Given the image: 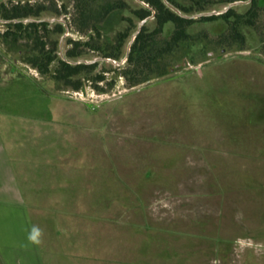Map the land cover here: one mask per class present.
I'll list each match as a JSON object with an SVG mask.
<instances>
[{
  "label": "rangeland",
  "instance_id": "rangeland-1",
  "mask_svg": "<svg viewBox=\"0 0 264 264\" xmlns=\"http://www.w3.org/2000/svg\"><path fill=\"white\" fill-rule=\"evenodd\" d=\"M51 1L58 7L62 3ZM63 1L66 14L46 18L68 27L51 34L62 59L67 40L80 35L70 23L72 1ZM126 1L131 8L139 4ZM235 1L246 2L232 8L245 13L248 0H202V11L196 12L195 5L192 14L222 11ZM261 1L257 28H241L243 42L229 38L223 19L196 22L188 29L190 39L166 57L158 74L140 84L129 86L118 74L126 65L123 58L100 63L85 75L91 79L108 69L97 84L103 92L86 80L82 90L74 91L51 74H40L25 62L24 42L0 38V53L47 91L48 120H58L52 125L61 137L57 144L75 157L77 182L87 196L109 202L111 214L141 216L140 264H264ZM127 25L121 18L112 20L110 37ZM145 25L153 28L151 20ZM100 57L88 52L84 60ZM56 67L57 61L51 71Z\"/></svg>",
  "mask_w": 264,
  "mask_h": 264
},
{
  "label": "crops",
  "instance_id": "crops-1",
  "mask_svg": "<svg viewBox=\"0 0 264 264\" xmlns=\"http://www.w3.org/2000/svg\"><path fill=\"white\" fill-rule=\"evenodd\" d=\"M47 95L0 53V264H140L141 216L111 214L80 187ZM34 225L40 244L28 240Z\"/></svg>",
  "mask_w": 264,
  "mask_h": 264
},
{
  "label": "trees",
  "instance_id": "trees-1",
  "mask_svg": "<svg viewBox=\"0 0 264 264\" xmlns=\"http://www.w3.org/2000/svg\"><path fill=\"white\" fill-rule=\"evenodd\" d=\"M73 14L70 23L80 34L77 39L67 40L65 58L67 60H82L88 52L99 53L101 57L120 61L125 56V45L132 33L136 31L137 23L152 16L153 28L143 25L139 34L133 41L127 57L126 65L118 71L129 86L140 84L153 74H158L164 66L166 57L176 51L183 43L190 39L189 27L202 21L223 19L229 24V38L234 42H243L241 32L243 26L257 28L259 12L262 8L261 0H251L245 13H236L230 9L226 13L199 19H185L171 11L162 0H141L152 9L141 4L131 8L126 0H71ZM182 13L190 15L197 7L196 12L202 11V0H191L193 6H183L174 0H168ZM196 5V7H194ZM67 5L62 0L60 7L54 1L48 0H6L0 1V19L10 21L2 24L4 32L0 38L13 44L23 45L25 62L30 64L40 74H51L52 78L62 81L72 87L74 91L82 90L84 81L92 82L99 91L103 89L97 84L103 82L108 69L97 73L93 78L86 77L93 72L100 62L93 64L71 65L62 58H58V39H51L52 33L65 32L61 23L43 21L47 17L58 18L66 14ZM129 12L128 16H124ZM121 18L128 25L124 30L117 31L110 37V23ZM17 20L18 22H13ZM25 20H34L24 23ZM52 25V28H49ZM57 61V67L52 72L50 66ZM105 66L106 63H102Z\"/></svg>",
  "mask_w": 264,
  "mask_h": 264
},
{
  "label": "water",
  "instance_id": "water-1",
  "mask_svg": "<svg viewBox=\"0 0 264 264\" xmlns=\"http://www.w3.org/2000/svg\"><path fill=\"white\" fill-rule=\"evenodd\" d=\"M137 3L143 5L144 7L148 8V9H151L148 4L144 3L143 1L141 0H135ZM163 3L167 6V8H169L171 11H173L174 13H176L177 15H179L180 17H183L185 19H199V18H202V17H211V16H217V15H222L224 13H226L227 11H229L230 9H232L233 7L237 6V5H240V4H244L246 2H241V1H235V2H231L229 3L222 11H217V12H206V13H195V14H190V15H187V14H184L182 13L177 7H175L171 2H169L168 0H162ZM248 2H251V0H248ZM152 10V9H151ZM154 17V11L152 10V16L142 20L141 22H139V25L136 29V31L133 33L132 37H131V40L130 42L128 43V46H127V51H126V54L125 56L123 57V59L125 60V62L127 61V57L129 55V52H130V47L133 43V41L135 40L136 36L139 34L141 28L143 25H145L146 22H148L149 20H151L152 18ZM30 21H34V20H25L23 21L24 23H27V22H30ZM43 21H47V22H53V23H61V21L59 20H52V21H49L48 19H43ZM10 21H5V20H2L0 19V24H5V23H8ZM13 22H18L17 20L13 21ZM63 24V23H61ZM64 25V28H65V32L68 31V27L67 25L63 24ZM122 59V60H123ZM63 60L67 61L69 64L71 65H78V64H93V63H96V62H100V63H105V62H113V63H120L122 60L120 61H116V60H113L111 58H104V57H100L98 59H95L93 61H86L84 59L82 60H77V61H74V60H67L64 56Z\"/></svg>",
  "mask_w": 264,
  "mask_h": 264
},
{
  "label": "clouds",
  "instance_id": "clouds-1",
  "mask_svg": "<svg viewBox=\"0 0 264 264\" xmlns=\"http://www.w3.org/2000/svg\"><path fill=\"white\" fill-rule=\"evenodd\" d=\"M42 237V230L38 226H33L29 232L28 240L33 244H40Z\"/></svg>",
  "mask_w": 264,
  "mask_h": 264
}]
</instances>
